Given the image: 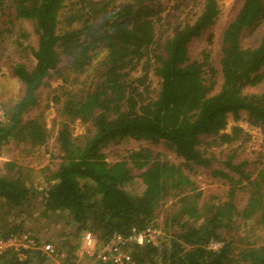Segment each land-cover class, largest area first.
Returning a JSON list of instances; mask_svg holds the SVG:
<instances>
[{
	"label": "trees",
	"instance_id": "trees-1",
	"mask_svg": "<svg viewBox=\"0 0 264 264\" xmlns=\"http://www.w3.org/2000/svg\"><path fill=\"white\" fill-rule=\"evenodd\" d=\"M219 14L217 0H175L167 11L161 0H0V36L14 21L31 22L35 36L29 43L22 29L14 41L34 63L11 64L21 88L3 108L0 149L53 137L58 151L56 166L41 169L39 181L15 161L4 162L2 241L26 235L56 248L39 235L44 225H33L64 217L69 235L90 231L102 244L114 233L160 227L159 210L171 197L160 227L167 238L128 246L135 264H264V29L255 45L241 44L244 29L264 22V0H243L216 46ZM55 77L64 81L57 93H42ZM49 99L52 127L43 114ZM242 112L261 132L254 157L245 152L249 134L241 126L224 130ZM76 122L86 126L77 137ZM123 141L141 145L106 161L103 151ZM157 146L179 162L160 158ZM198 169L209 171L216 190L195 186L189 172ZM66 241L64 253L74 261L77 244ZM0 264L50 261L37 248L8 246Z\"/></svg>",
	"mask_w": 264,
	"mask_h": 264
},
{
	"label": "rangeland",
	"instance_id": "rangeland-1",
	"mask_svg": "<svg viewBox=\"0 0 264 264\" xmlns=\"http://www.w3.org/2000/svg\"><path fill=\"white\" fill-rule=\"evenodd\" d=\"M165 11L169 10L172 5L175 4V0H161ZM196 1V0H194ZM243 0H217L220 6V14L216 20V24L213 28V39L214 44L217 46L219 42V37L221 33V28H223L224 24L228 22L236 13L237 9L239 8L241 2ZM5 2V0H4ZM189 6V5H188ZM190 7V6H189ZM188 7V8H189ZM4 14L9 13L10 10H7L4 7ZM4 16V15H3ZM6 18V17H3ZM255 21L253 25L244 29L241 35V44L243 46H252L257 43V38L260 32L264 29V22ZM12 26V25H11ZM22 27V28H21ZM11 28V33L6 31L2 32L1 38H4V43L0 45V106L2 110V117L4 109L10 107L11 104L17 99V96L20 94V83H18L12 76L11 73V64L25 60L26 63L31 66L34 63L33 58L31 55L24 56L23 52H19L16 48V43L14 41H19L22 38L20 34L22 29L28 32V41L29 43H35V36L32 30V23L29 21H23L21 24L17 21L13 22V26ZM21 28V30H20ZM26 41V40H25ZM27 42V41H26ZM199 46V42L192 44L191 49L196 50V47ZM138 71V70H136ZM260 72H264V65L260 68ZM157 78L149 72V81L151 82V88L157 87ZM64 82V81H63ZM61 78H53L50 80V87L48 89H44L42 93L48 92V94L52 97L54 93H57L56 87L58 85L63 84ZM264 84V82H262ZM260 85L257 86H250L247 89L256 90L259 89ZM50 90V91H49ZM43 95V94H42ZM43 97H46L43 95ZM47 101V100H45ZM43 105V104H42ZM44 121L47 127H52V122L55 120L56 112L55 106L53 102L49 99V106L44 109ZM238 124L241 126L244 131L249 134V139L246 142L245 152L248 156L254 157L257 154V151L260 149V139H261V132L257 125L251 123L244 113H240L237 119L234 120V115H231L227 120V125L225 127V131L229 129V127L233 124ZM86 126L76 122L73 124L72 133L74 136H80L84 133ZM141 145V143L135 141H123L113 147L106 149L103 151L106 161L113 162L119 160L122 156H124L128 150L136 149ZM236 145V144H235ZM155 151H160V158L167 159L173 162H179L178 159L174 156L173 153L170 151L162 148L161 146H157L154 148ZM244 156V155H242ZM6 161H15L16 163L22 165L24 168L29 169V174L31 178L39 179L42 177L40 173L41 169L45 166L49 168H53L56 166L58 162V151L53 140V137H50L47 143L43 145L37 146H30L29 144L23 143H15L13 141L8 142L7 144L3 145L0 149V173L4 171L3 164ZM2 173V174H3ZM191 179L194 181L195 186L202 189L204 193L208 191H214L218 187V183L209 176L208 170L198 169L194 173L189 172ZM174 198H168L165 202H163L162 207L160 208L159 212L160 215L157 218V225L162 228L163 220H164V211L171 208L172 202H174ZM243 200H240L242 203ZM43 224L41 228L39 226ZM35 229H40V234L42 238L52 240L56 248L60 249L62 253L68 252L67 246V238L70 239L69 244H77L73 254L76 255V262L77 264H89V259L84 255L83 252L80 251V243H81V234L74 235L70 234L73 232V228L71 225L67 224L66 218H58L57 220L52 219L48 221L47 224L45 223H38V225H33ZM159 227V228H160ZM160 228V229H161ZM255 229V228H254ZM162 231V230H161ZM63 232H68L66 236H62ZM258 231L254 230L251 233H248V236L253 237L256 235ZM163 233V240L167 237L166 234ZM250 240V239H249ZM161 241V242H162ZM65 254V253H64Z\"/></svg>",
	"mask_w": 264,
	"mask_h": 264
},
{
	"label": "built area",
	"instance_id": "built-area-1",
	"mask_svg": "<svg viewBox=\"0 0 264 264\" xmlns=\"http://www.w3.org/2000/svg\"><path fill=\"white\" fill-rule=\"evenodd\" d=\"M1 117L0 106V120ZM162 239H164L163 233L159 227H147L140 231L132 230L126 236L114 233L108 241L102 244L97 243L95 236L90 231H83L79 248L89 259V264H135L128 246L132 244L157 245ZM209 245L215 248L218 246L215 243ZM8 246H12L15 250L37 248L49 259L50 264H77V260L69 261L66 255L58 251L53 244L45 241L37 243L26 235L11 237L3 241L0 239V252Z\"/></svg>",
	"mask_w": 264,
	"mask_h": 264
}]
</instances>
